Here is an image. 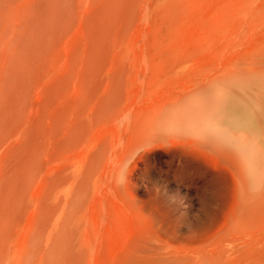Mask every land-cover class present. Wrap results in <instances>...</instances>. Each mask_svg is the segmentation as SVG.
Listing matches in <instances>:
<instances>
[{"label": "bare ground", "instance_id": "6f19581e", "mask_svg": "<svg viewBox=\"0 0 264 264\" xmlns=\"http://www.w3.org/2000/svg\"><path fill=\"white\" fill-rule=\"evenodd\" d=\"M196 1L200 19L213 0ZM40 2L22 17L17 0H0V264H264V191H249L246 161L220 143L237 108L264 115V89L238 93L233 107L210 80L247 53H220L215 23H165L158 41L156 28L132 23L145 0H104L61 69L35 45L45 28L32 17L45 24L49 14ZM263 42L264 33L249 41L248 53ZM194 47L206 52L199 61ZM245 129L260 139L253 123ZM158 148L214 159L228 183L220 217L195 237L172 234L132 194L138 162Z\"/></svg>", "mask_w": 264, "mask_h": 264}, {"label": "rangeland", "instance_id": "374dc122", "mask_svg": "<svg viewBox=\"0 0 264 264\" xmlns=\"http://www.w3.org/2000/svg\"><path fill=\"white\" fill-rule=\"evenodd\" d=\"M145 1L147 2H145L146 6L150 5L149 7L145 6L146 13L142 15L141 12L140 14L136 13L132 23L143 22L147 23V27L156 28L158 32L156 39L158 41H162L168 35L167 24L165 23H215L214 29L220 30L216 35L221 34L220 38L225 39L224 49L221 47L220 53H224L225 57L236 55L238 51L247 54L243 58L230 60L229 63L226 62L223 69L218 70L216 73L212 72V75L210 74L212 76L210 80L214 82L217 90L227 95L230 106L235 107L234 100L238 93L249 94L253 92V96L258 98V91L264 89V42L259 47L257 46V49L250 51L252 53H248L247 44L264 33V0H213L207 10L204 11L205 17L202 16L200 19L192 15L197 4L196 0ZM31 2L32 0H17L22 17L26 16L27 12L31 10V13L29 12L31 16L33 11L37 12V3L40 0L32 2V5L29 4ZM86 2L87 0H76L75 2L74 0H43L45 10L48 7L46 13L49 11L46 23L44 24L43 20L42 23L39 22L40 20L37 17L34 21L32 17L33 22L35 24L37 22L40 26H37L39 32H42L45 28L41 35H38V43L35 41V45L37 47L38 44L41 45L38 47L40 50L43 46L44 53H47L49 58L50 56L51 59L57 58L59 60L58 68L63 69L73 43H77V47L81 50L88 42L90 36L85 23H97L101 17L104 0H88ZM28 5L29 9H27ZM91 5L94 7L91 8ZM84 6L87 7L83 8ZM136 9L139 10V7ZM77 21L78 25H76ZM20 23H24V20H21ZM223 23H225V26H223ZM51 25L54 27V37L49 33V26ZM223 28L224 32L222 34ZM83 33L84 38L82 37ZM9 36L10 39L6 41L8 48L12 39L11 35ZM64 40L67 41L64 42ZM64 49L68 50L65 51ZM209 52L213 57L214 49L212 48V51L210 49ZM205 53L203 48L194 47L191 55L192 58L196 57L198 60H195L199 61L200 56H204ZM218 54V50H216L214 55ZM228 59L225 58L224 62ZM49 63L48 61L47 66L45 65L42 70V82H45V84L51 78ZM198 65L201 66L202 63L199 62ZM120 70L124 75L128 71V65H123ZM57 74L58 72L54 76ZM124 88L127 90L129 86L125 84ZM36 92V89H31L29 93L30 100L35 105L38 104V92ZM189 108L192 107L189 106ZM236 111L237 114L234 115L236 122L233 119L229 123L224 121L222 122L224 127L231 131L236 125H242L246 128L250 123H253L259 134H261V142L264 143V132L262 133L261 130L262 127L264 128V115L258 110L253 114H249L241 107L237 108ZM182 131H185V129L179 132ZM174 133H178V131L164 134ZM206 138L212 142L220 140L214 136H206ZM9 139L7 137L5 143ZM11 142H13L12 139L7 144ZM218 164L216 160L207 159L199 154L181 153L180 150L169 148L153 149L138 162L132 174V194L135 200L146 206L148 211L155 216L156 221L162 223L172 234L184 238L195 237L209 229L226 207L227 200L225 199L228 183L217 173L219 172ZM262 234L258 235L263 243L264 235Z\"/></svg>", "mask_w": 264, "mask_h": 264}, {"label": "clouds", "instance_id": "9594fccd", "mask_svg": "<svg viewBox=\"0 0 264 264\" xmlns=\"http://www.w3.org/2000/svg\"><path fill=\"white\" fill-rule=\"evenodd\" d=\"M220 143L246 161L249 191H264V143L242 125L234 126Z\"/></svg>", "mask_w": 264, "mask_h": 264}]
</instances>
